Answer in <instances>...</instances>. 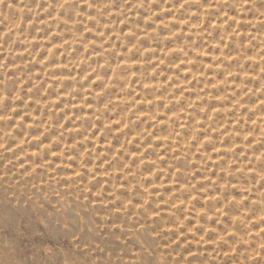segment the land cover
Listing matches in <instances>:
<instances>
[{
	"label": "clouds",
	"instance_id": "9594fccd",
	"mask_svg": "<svg viewBox=\"0 0 264 264\" xmlns=\"http://www.w3.org/2000/svg\"><path fill=\"white\" fill-rule=\"evenodd\" d=\"M0 202V264H264V0H0Z\"/></svg>",
	"mask_w": 264,
	"mask_h": 264
},
{
	"label": "rangeland",
	"instance_id": "374dc122",
	"mask_svg": "<svg viewBox=\"0 0 264 264\" xmlns=\"http://www.w3.org/2000/svg\"><path fill=\"white\" fill-rule=\"evenodd\" d=\"M69 224L68 227L70 231H78V223H73L74 217L70 212L65 213ZM45 219L47 222V228H45L40 220ZM63 223V221H61ZM20 227L26 235L31 236L35 232L43 233V237H36L35 240L23 241L22 247L25 251L31 247L32 244L39 243H51L52 236L59 231L55 227V219L48 220L46 213H33L31 208H12L11 206L0 202V230H2L3 235L10 238H14V230Z\"/></svg>",
	"mask_w": 264,
	"mask_h": 264
},
{
	"label": "bare ground",
	"instance_id": "6f19581e",
	"mask_svg": "<svg viewBox=\"0 0 264 264\" xmlns=\"http://www.w3.org/2000/svg\"><path fill=\"white\" fill-rule=\"evenodd\" d=\"M70 212V211H69ZM78 227H79V225H78Z\"/></svg>",
	"mask_w": 264,
	"mask_h": 264
}]
</instances>
